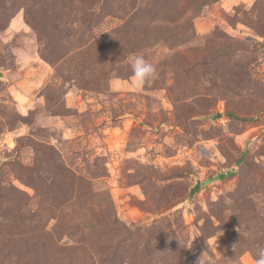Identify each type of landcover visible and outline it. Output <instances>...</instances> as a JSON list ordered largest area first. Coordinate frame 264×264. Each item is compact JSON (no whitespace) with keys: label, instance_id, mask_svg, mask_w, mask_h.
Here are the masks:
<instances>
[{"label":"rangeland","instance_id":"374dc122","mask_svg":"<svg viewBox=\"0 0 264 264\" xmlns=\"http://www.w3.org/2000/svg\"><path fill=\"white\" fill-rule=\"evenodd\" d=\"M136 55L158 69L143 88ZM258 247L264 0H0V264Z\"/></svg>","mask_w":264,"mask_h":264},{"label":"clouds","instance_id":"9594fccd","mask_svg":"<svg viewBox=\"0 0 264 264\" xmlns=\"http://www.w3.org/2000/svg\"><path fill=\"white\" fill-rule=\"evenodd\" d=\"M131 68L133 74L132 83L137 88L148 86L158 78L156 64L146 60L143 55H136L132 58ZM254 255L255 264H264V247H258ZM198 264H202L201 259ZM234 264H238V261L234 262Z\"/></svg>","mask_w":264,"mask_h":264},{"label":"water","instance_id":"95a60500","mask_svg":"<svg viewBox=\"0 0 264 264\" xmlns=\"http://www.w3.org/2000/svg\"><path fill=\"white\" fill-rule=\"evenodd\" d=\"M221 114L218 113L216 115H211L210 117L213 118V119H216L217 117H219ZM200 188V180H198V183L197 185H195L194 187L191 188V191H190V198L193 197V195L195 194V192L197 191V189Z\"/></svg>","mask_w":264,"mask_h":264},{"label":"trees","instance_id":"16d2710c","mask_svg":"<svg viewBox=\"0 0 264 264\" xmlns=\"http://www.w3.org/2000/svg\"><path fill=\"white\" fill-rule=\"evenodd\" d=\"M226 175L225 174H221L220 177H225Z\"/></svg>","mask_w":264,"mask_h":264}]
</instances>
